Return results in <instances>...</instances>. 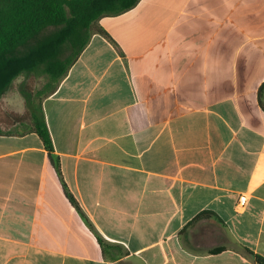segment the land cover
<instances>
[{
	"label": "crops",
	"instance_id": "obj_1",
	"mask_svg": "<svg viewBox=\"0 0 264 264\" xmlns=\"http://www.w3.org/2000/svg\"><path fill=\"white\" fill-rule=\"evenodd\" d=\"M96 27L109 37L93 32L42 105L66 184L125 255L102 254L40 137L8 121L26 107L7 93L0 264H255L245 249L264 257V0H140Z\"/></svg>",
	"mask_w": 264,
	"mask_h": 264
},
{
	"label": "trees",
	"instance_id": "obj_2",
	"mask_svg": "<svg viewBox=\"0 0 264 264\" xmlns=\"http://www.w3.org/2000/svg\"><path fill=\"white\" fill-rule=\"evenodd\" d=\"M139 1L0 0V100L17 79L24 78L19 90L25 101L26 115L11 114L13 122L24 127L18 133L29 130L40 137L66 198L94 233L102 254L111 260L124 256V248L108 242L99 234L71 193L62 175L60 157L55 153L42 102L55 92L94 31L109 37L104 30L96 27L98 21L105 16L122 14L134 8ZM32 77L46 79L41 89L34 90L27 85L26 80ZM262 108L264 110L263 103ZM26 118L29 124L24 121ZM13 133L0 128V135ZM245 252L255 264H264V257L249 249Z\"/></svg>",
	"mask_w": 264,
	"mask_h": 264
},
{
	"label": "rangeland",
	"instance_id": "obj_3",
	"mask_svg": "<svg viewBox=\"0 0 264 264\" xmlns=\"http://www.w3.org/2000/svg\"><path fill=\"white\" fill-rule=\"evenodd\" d=\"M23 81H24V78L23 77L17 79L13 83L12 87L10 88V90L8 92L10 95H15L16 97H18V100H19V103L18 104L21 107H24V104H25L24 98H23V96H22V94H21V92L19 90V85ZM45 82H46V79L44 77H42V78H34V77H32V78L26 80L27 85L31 86L32 89H34V90L41 89L43 87V85H44ZM5 113H7V112H5ZM7 115L9 117L8 121L9 122L13 121V117L10 114H8V113H7ZM0 116H2L1 113H0ZM0 119H2V118H0ZM3 120L4 121L5 120L7 121L6 118H4Z\"/></svg>",
	"mask_w": 264,
	"mask_h": 264
},
{
	"label": "built area",
	"instance_id": "obj_4",
	"mask_svg": "<svg viewBox=\"0 0 264 264\" xmlns=\"http://www.w3.org/2000/svg\"><path fill=\"white\" fill-rule=\"evenodd\" d=\"M240 203H241V204H245V203H246V198H245V197H242V198L240 199Z\"/></svg>",
	"mask_w": 264,
	"mask_h": 264
}]
</instances>
